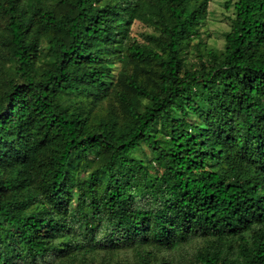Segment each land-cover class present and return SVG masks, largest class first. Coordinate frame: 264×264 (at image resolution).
Here are the masks:
<instances>
[{
    "label": "trees",
    "instance_id": "1",
    "mask_svg": "<svg viewBox=\"0 0 264 264\" xmlns=\"http://www.w3.org/2000/svg\"><path fill=\"white\" fill-rule=\"evenodd\" d=\"M211 1L0 0V264H264V0Z\"/></svg>",
    "mask_w": 264,
    "mask_h": 264
},
{
    "label": "rangeland",
    "instance_id": "2",
    "mask_svg": "<svg viewBox=\"0 0 264 264\" xmlns=\"http://www.w3.org/2000/svg\"><path fill=\"white\" fill-rule=\"evenodd\" d=\"M231 9H227L224 0H212L207 13L206 25L202 28L206 41L221 46L224 42L223 32L229 28ZM136 28L140 26L136 24Z\"/></svg>",
    "mask_w": 264,
    "mask_h": 264
}]
</instances>
